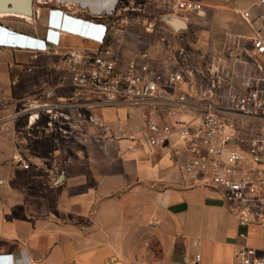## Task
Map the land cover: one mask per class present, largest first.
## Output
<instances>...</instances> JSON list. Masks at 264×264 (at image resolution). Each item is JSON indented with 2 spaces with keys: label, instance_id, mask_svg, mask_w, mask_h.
Masks as SVG:
<instances>
[{
  "label": "crops",
  "instance_id": "1",
  "mask_svg": "<svg viewBox=\"0 0 264 264\" xmlns=\"http://www.w3.org/2000/svg\"><path fill=\"white\" fill-rule=\"evenodd\" d=\"M177 1L34 0L31 17L0 12L2 39L14 32L44 38L50 27L61 34V44L51 51L0 46V264L10 263L1 257L9 254L18 264H239L238 252L247 241L241 232L256 242L255 231L231 210L224 189L201 184V173L181 170L191 153L177 129L180 121L196 116L194 103L212 82L197 78L200 69H187L184 61L193 53L187 39L194 48L222 53L218 23L227 29L225 38L233 39L240 30L237 19L244 24L237 8H250L258 18L264 3L194 0L201 9L183 11ZM52 16L107 24L106 44L123 63L147 54L157 71L188 70L194 77L185 74L180 87L165 95L187 92V100L102 104L76 87L63 66L69 48L99 44L63 31L68 22L56 26ZM169 17L182 19L185 27L176 28ZM246 30L251 37L252 30ZM248 42L240 78L227 70V81L236 88L259 84ZM49 88L68 119L59 125L68 130L64 136L57 121L45 122L46 113L36 107L37 100H47ZM20 102L25 107L15 111ZM151 121L175 126L165 145L150 144ZM245 156L249 163L246 151Z\"/></svg>",
  "mask_w": 264,
  "mask_h": 264
},
{
  "label": "built area",
  "instance_id": "2",
  "mask_svg": "<svg viewBox=\"0 0 264 264\" xmlns=\"http://www.w3.org/2000/svg\"><path fill=\"white\" fill-rule=\"evenodd\" d=\"M259 4L264 0H259ZM177 8L183 11L200 10L201 3L194 0H178ZM242 19L249 24L252 35L255 64L260 71L258 86L247 90H230L226 95H218L219 79L213 81L207 95L194 103L196 116L180 121L177 129L187 143L191 158L180 166L184 173L202 174L201 184L225 190L231 210L239 217L242 226L255 231L256 242L248 241L249 232L243 230L241 236L247 241L241 246L239 264H264V133L245 137V123L264 124V13L255 18L250 8H237ZM60 14H58V17ZM257 19V20H256ZM260 19L262 26L257 27ZM66 29L74 34L96 41L97 48L71 47L65 52L63 66L70 73L72 83L97 96L105 105L126 102L140 105L148 102H185L188 93L167 97L170 89L180 87L186 80L183 71L161 72L148 62L147 54L134 56L125 63L106 44L108 26L100 21L68 19ZM5 31V30H4ZM10 39L0 37V46H23L32 50L51 51L61 44V34L52 27L44 38H36L20 33H9ZM50 35V41H46ZM232 56H236L231 54ZM238 57V56H237ZM55 90L45 91L47 100H37L36 107L54 118L63 115L59 102L53 101ZM148 139L154 146L165 145L175 132V126L151 121ZM245 151L256 167L249 166ZM20 163L29 168L24 159ZM59 179V178H58ZM58 183V181H57ZM199 245L198 239L193 240ZM9 264H18L11 254ZM201 253L196 254V259Z\"/></svg>",
  "mask_w": 264,
  "mask_h": 264
},
{
  "label": "rangeland",
  "instance_id": "3",
  "mask_svg": "<svg viewBox=\"0 0 264 264\" xmlns=\"http://www.w3.org/2000/svg\"><path fill=\"white\" fill-rule=\"evenodd\" d=\"M262 24L263 23H259L257 21L256 26L260 27V26H262ZM235 25H236V22H235ZM152 26H153V24L150 23L149 27L152 28ZM214 26H213V28H215ZM237 26L239 27L238 30L244 29V32H242V31L240 32V30H239V33H237L233 39H226L225 35H227V32H226L227 29H226V27L222 26L221 23H218V25H217L218 34H220V35L224 34L223 37L217 39L218 41L220 40L218 49L222 50L223 51L222 53H214L212 51L209 52L208 50H205V49L199 50L198 47L194 48L193 44H191L190 41L187 39V45H189V47H190L189 50H191L193 48L192 49L193 53H188L186 56V60L184 61L186 63L187 69H190L191 71H195V72L197 71L198 73H199V69H200V73L198 74L199 77H197V78H199L204 83L209 78V80L212 81V82H210L211 85H209L210 88L212 86L213 81H215L216 78H219L220 85L217 86V89H218V95H221V96L226 95L230 90H233V89H235V90L236 89H243V90L245 89V87L241 88L240 86L236 88V87L230 85L229 82L227 81V75H228L227 70H229V71L231 70L232 73L234 71L235 77H236V75H239V78H240V73L242 72V69H243V71L245 70V39H247V41H249L247 44H248V46H250V49L252 48V44L250 45V43H251L250 36L245 35V27L247 29L246 30L247 32H248V29L251 31L249 24L244 21V24L242 25L239 22V20L237 19ZM210 40L213 43L216 42L214 38H211ZM234 45L236 47H240V49H238L239 53H237V50L234 47ZM234 51L237 53L236 56H238L237 57L238 61H236V62H234L231 59L233 57L231 54H233ZM250 60H251V63H250L251 67L254 69L255 68L257 69L256 64H255L254 54H252V49L250 52ZM183 71L185 72V74H187L189 72L188 70H183ZM231 72H229V76H228L229 79H232L230 77L233 76L231 74ZM188 76L189 75L187 74V77ZM190 77L193 78L194 75L189 76V78ZM225 79H226V82H225ZM222 80H224V81H222ZM223 82H225V83H223ZM242 84H244V83H242V82L239 83V85H242ZM210 88H208L207 90L209 91ZM250 89H252V88H247V89H245V91L250 90ZM22 103L20 102L14 110L16 111V110H20V109L24 108L25 105H23ZM37 109H40V108L37 107ZM60 110H62V109L60 108L59 111ZM46 114L48 115L50 113H46ZM46 114H43V115H45L43 117V120L45 122H47L48 119H51L52 122L56 120L57 125H58L57 127L59 129L58 131L64 136L66 134L65 132H68V130L65 131L64 129H61L59 127V125H61L62 122H65L68 119H66L63 115H61L59 118L58 117L54 118V117H52L53 116L52 114H50L52 117V118H50L49 116H46ZM64 125L65 124H63L62 126H64ZM262 133H264V124L262 125V124H259L256 122L245 123V137H250L253 135H259ZM249 166L256 167V164H253L252 161L249 160ZM255 239L257 240L256 234H255Z\"/></svg>",
  "mask_w": 264,
  "mask_h": 264
},
{
  "label": "water",
  "instance_id": "4",
  "mask_svg": "<svg viewBox=\"0 0 264 264\" xmlns=\"http://www.w3.org/2000/svg\"><path fill=\"white\" fill-rule=\"evenodd\" d=\"M33 1L34 0H0V12L8 13V14H19L25 17H31L34 13L33 10ZM61 24L67 22L69 18L67 17H51V22L58 21ZM169 22L172 23L176 28H183L185 27V22L182 19L177 17H169ZM63 176H60L58 182L62 180Z\"/></svg>",
  "mask_w": 264,
  "mask_h": 264
},
{
  "label": "clouds",
  "instance_id": "5",
  "mask_svg": "<svg viewBox=\"0 0 264 264\" xmlns=\"http://www.w3.org/2000/svg\"><path fill=\"white\" fill-rule=\"evenodd\" d=\"M50 23H52V22H50ZM56 26H60V25H56ZM64 28L66 29V27H65V26H62V30H63V31H65V29H64ZM49 39H50V35H47L46 41H48V42H49V41H50Z\"/></svg>",
  "mask_w": 264,
  "mask_h": 264
},
{
  "label": "bare ground",
  "instance_id": "6",
  "mask_svg": "<svg viewBox=\"0 0 264 264\" xmlns=\"http://www.w3.org/2000/svg\"><path fill=\"white\" fill-rule=\"evenodd\" d=\"M54 22H55V21H54ZM55 23H56V24L58 23L59 25H61V24L59 23V21H56ZM62 26H63V25H62ZM10 40H11V39H10Z\"/></svg>",
  "mask_w": 264,
  "mask_h": 264
}]
</instances>
